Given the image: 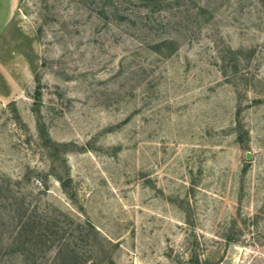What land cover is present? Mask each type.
I'll return each mask as SVG.
<instances>
[{
  "label": "rangeland",
  "instance_id": "rangeland-1",
  "mask_svg": "<svg viewBox=\"0 0 264 264\" xmlns=\"http://www.w3.org/2000/svg\"><path fill=\"white\" fill-rule=\"evenodd\" d=\"M8 9L0 0V34ZM18 12L21 72L0 89V243L26 198L92 223L79 249L101 264H264V0Z\"/></svg>",
  "mask_w": 264,
  "mask_h": 264
},
{
  "label": "trees",
  "instance_id": "trees-1",
  "mask_svg": "<svg viewBox=\"0 0 264 264\" xmlns=\"http://www.w3.org/2000/svg\"><path fill=\"white\" fill-rule=\"evenodd\" d=\"M39 93V92H38ZM239 128L241 110L237 112ZM243 140V134L239 135ZM45 184V178L40 179ZM14 223L8 236V241L0 243V264L15 253L24 255V264H101L97 256L92 253H81L80 243H91L92 233L97 234L96 227L87 222H77L70 214L59 216L48 208L33 205V201L23 198L11 215ZM102 249L103 240H99ZM56 248L53 258L48 260V252Z\"/></svg>",
  "mask_w": 264,
  "mask_h": 264
},
{
  "label": "crops",
  "instance_id": "crops-1",
  "mask_svg": "<svg viewBox=\"0 0 264 264\" xmlns=\"http://www.w3.org/2000/svg\"><path fill=\"white\" fill-rule=\"evenodd\" d=\"M19 5L20 0H9V9L5 22L7 25L0 34V75L4 77L0 79V89H4V87L6 89V86H8V88L12 87L6 75L21 72L20 65H17L19 63V61H17L18 57L14 53L17 49L15 44H18L25 37L21 19L22 15L18 12Z\"/></svg>",
  "mask_w": 264,
  "mask_h": 264
}]
</instances>
